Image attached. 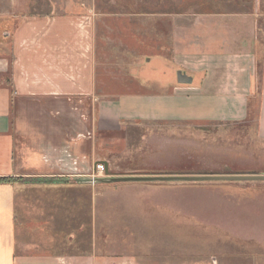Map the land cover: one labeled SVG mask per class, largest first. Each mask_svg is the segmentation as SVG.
Here are the masks:
<instances>
[{"label":"crops","instance_id":"1","mask_svg":"<svg viewBox=\"0 0 264 264\" xmlns=\"http://www.w3.org/2000/svg\"><path fill=\"white\" fill-rule=\"evenodd\" d=\"M11 22L0 19V178L18 182L0 183V264H152L106 253L107 198L153 183H113L106 172L174 174L163 168L165 148L158 156L152 148L150 166L122 132L148 122H242L260 85L264 139V39L261 59L250 43L238 48L218 34L228 24L216 19L208 47L200 39L190 52L176 49L174 61L152 57L131 73L147 93L115 97L105 91L92 25L74 15L25 17L10 29ZM98 163L105 175L93 178ZM247 241L264 249L262 238ZM169 260L163 264H184Z\"/></svg>","mask_w":264,"mask_h":264},{"label":"rangeland","instance_id":"2","mask_svg":"<svg viewBox=\"0 0 264 264\" xmlns=\"http://www.w3.org/2000/svg\"><path fill=\"white\" fill-rule=\"evenodd\" d=\"M51 15H74L85 29L92 25L108 96L146 94L131 73L152 57L174 61L176 49L190 52L200 39L208 47L211 32L219 30L216 19L228 24L218 34L228 33L238 48L252 45L262 59L264 0H0V19L12 20L10 29L25 17ZM259 88L242 122H148L122 136L148 154L146 161L152 148L154 156L165 148L163 168L174 175H264ZM139 185L125 192L111 185L121 192L102 209L112 217L104 229L108 256L147 257L152 264H264V249L247 241L264 239V182ZM124 212L129 217L121 219Z\"/></svg>","mask_w":264,"mask_h":264},{"label":"water","instance_id":"3","mask_svg":"<svg viewBox=\"0 0 264 264\" xmlns=\"http://www.w3.org/2000/svg\"><path fill=\"white\" fill-rule=\"evenodd\" d=\"M179 80L183 83H191V79L187 76L179 75ZM107 178L105 180L113 183L119 182H185V183H199V182H264V175L258 174H242V175H153V176H125V177H111L106 172Z\"/></svg>","mask_w":264,"mask_h":264},{"label":"built area","instance_id":"4","mask_svg":"<svg viewBox=\"0 0 264 264\" xmlns=\"http://www.w3.org/2000/svg\"><path fill=\"white\" fill-rule=\"evenodd\" d=\"M105 171H106L105 165L103 163H98L95 166L92 177L93 178L103 177L105 175Z\"/></svg>","mask_w":264,"mask_h":264},{"label":"trees","instance_id":"5","mask_svg":"<svg viewBox=\"0 0 264 264\" xmlns=\"http://www.w3.org/2000/svg\"><path fill=\"white\" fill-rule=\"evenodd\" d=\"M13 182H18V181L17 179L14 178H0V183H13Z\"/></svg>","mask_w":264,"mask_h":264}]
</instances>
